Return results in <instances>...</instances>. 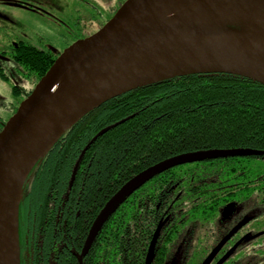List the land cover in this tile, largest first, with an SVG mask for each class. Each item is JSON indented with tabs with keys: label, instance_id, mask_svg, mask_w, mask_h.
<instances>
[{
	"label": "trees",
	"instance_id": "obj_1",
	"mask_svg": "<svg viewBox=\"0 0 264 264\" xmlns=\"http://www.w3.org/2000/svg\"><path fill=\"white\" fill-rule=\"evenodd\" d=\"M237 23L224 32L242 35L254 27ZM21 59L34 85L57 60L33 49ZM122 121L98 137L76 169L88 144ZM229 149L264 152V85L235 75L191 74L109 100L69 128L30 173L19 207V264H79L97 217L133 177L181 154ZM255 165L264 167V155L189 164L154 178L118 207L83 264L144 263L160 224L169 235L182 226L180 209L207 218L202 206L217 196L210 189L234 188L232 181L244 178L264 184V171H253ZM200 196L206 202L197 205Z\"/></svg>",
	"mask_w": 264,
	"mask_h": 264
},
{
	"label": "water",
	"instance_id": "obj_2",
	"mask_svg": "<svg viewBox=\"0 0 264 264\" xmlns=\"http://www.w3.org/2000/svg\"><path fill=\"white\" fill-rule=\"evenodd\" d=\"M241 20L254 25L250 32H224L226 27L239 28ZM256 20L264 23V0H128L100 31L64 51L0 132V264H19V207L30 173L85 115L130 91L183 75L228 74L264 85V47L246 42L255 39L251 35ZM124 122L100 132L76 169L98 137ZM263 155L252 149L199 151L139 173L97 217L79 264L118 207L154 178L189 164ZM158 233L146 264L152 260ZM224 244L204 264H210Z\"/></svg>",
	"mask_w": 264,
	"mask_h": 264
},
{
	"label": "flooded vegetation",
	"instance_id": "obj_3",
	"mask_svg": "<svg viewBox=\"0 0 264 264\" xmlns=\"http://www.w3.org/2000/svg\"><path fill=\"white\" fill-rule=\"evenodd\" d=\"M107 2L109 7L106 9ZM2 3L7 8L29 11L35 15H49L54 22L64 23L61 27L75 36L72 45L100 31L123 5L121 0H2ZM17 22L13 17L0 12L2 28L16 27ZM72 45L69 44L66 48L69 49ZM8 46L7 51H0V62H13L15 73L22 72L21 56L26 49L48 53L55 59L62 54L59 50L40 48L21 39L10 41ZM24 75L32 79V88L24 90L16 81L13 94L21 102L36 86L34 76H28L25 72ZM1 76L9 79L8 75ZM17 109L18 107L14 109L12 116ZM8 121L0 115V132ZM221 182L214 179L215 184L220 185ZM232 182L236 183L234 188L210 189L217 196L211 199L210 205L202 206L208 207L204 212L207 218L195 219L183 208L179 211V215L184 217L182 226L173 235L161 229L160 224L150 239L142 264L147 263L149 250L158 230L150 264H204L223 242L225 244L210 264H264V222L259 221L260 217L264 220V187H260L264 184H251L248 178ZM197 202V205H202L206 200L200 196ZM78 256L80 255L77 258Z\"/></svg>",
	"mask_w": 264,
	"mask_h": 264
},
{
	"label": "rangeland",
	"instance_id": "obj_4",
	"mask_svg": "<svg viewBox=\"0 0 264 264\" xmlns=\"http://www.w3.org/2000/svg\"><path fill=\"white\" fill-rule=\"evenodd\" d=\"M121 1L124 4L128 0ZM108 7L109 3L107 2L106 9ZM0 12L18 21V24H15L16 27L10 26L8 28H2L0 25V51H7L10 41L19 39L40 48L59 50L62 53L66 51L67 45L74 43L73 39L75 36L70 34L66 28L61 27L64 23L58 24L54 22L53 18L51 19L49 15H35L29 11L7 8L2 3V0H0ZM256 21L258 27L256 32L251 35V38L263 40L264 23L258 20ZM257 46L262 47L260 45ZM15 71L13 62H0V115L5 120L11 119L14 109L19 108V103L21 102V99L13 94L16 81L24 90H30L32 88V79L27 78L23 71H20V73H15ZM1 74L8 75L9 79L6 80ZM253 171H260L259 174H261L264 171V167L260 168L259 165H255L253 166ZM253 173L255 174V172ZM259 221L264 222L262 217H260Z\"/></svg>",
	"mask_w": 264,
	"mask_h": 264
},
{
	"label": "bare ground",
	"instance_id": "obj_5",
	"mask_svg": "<svg viewBox=\"0 0 264 264\" xmlns=\"http://www.w3.org/2000/svg\"><path fill=\"white\" fill-rule=\"evenodd\" d=\"M212 18H215V16H202L201 17V19H203V20H208V19H212ZM246 42H248V43H250V44H252L254 46L260 45V46L264 47V39L263 40H255V39L249 40V39H246Z\"/></svg>",
	"mask_w": 264,
	"mask_h": 264
}]
</instances>
